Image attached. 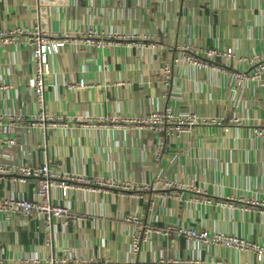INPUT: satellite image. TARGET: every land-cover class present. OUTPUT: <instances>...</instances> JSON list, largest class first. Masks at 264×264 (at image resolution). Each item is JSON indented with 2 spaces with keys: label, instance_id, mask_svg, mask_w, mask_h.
Wrapping results in <instances>:
<instances>
[{
  "label": "crops",
  "instance_id": "crops-1",
  "mask_svg": "<svg viewBox=\"0 0 264 264\" xmlns=\"http://www.w3.org/2000/svg\"><path fill=\"white\" fill-rule=\"evenodd\" d=\"M35 28L95 36L48 60L45 110L62 119L54 126L33 122L23 40L0 49V164L47 166L87 184L50 192L77 222L0 216V264H258L252 251L199 247L176 230L264 246V140L252 136L264 120V72L230 77H249L264 53V0H0V33ZM187 47L233 59L198 70L181 61ZM165 110L220 124L166 135L130 123ZM35 183L0 175V198L34 202Z\"/></svg>",
  "mask_w": 264,
  "mask_h": 264
},
{
  "label": "built area",
  "instance_id": "built-area-1",
  "mask_svg": "<svg viewBox=\"0 0 264 264\" xmlns=\"http://www.w3.org/2000/svg\"><path fill=\"white\" fill-rule=\"evenodd\" d=\"M95 33L88 31L80 37H71L68 35L53 36L44 31L38 30H16L11 32L0 33V49L7 46L17 45L20 43V38L23 40V45L29 53L30 62L33 71V80L30 85V90L34 97L38 113L33 118L34 123H38L40 126L48 124V126H54L56 123L62 121L61 118H53L48 115L45 110V90L47 78L49 76V58L58 55L61 50L67 45H76L78 43L82 46H92ZM97 46H99L97 44ZM188 52L187 55H182L181 61L196 67L198 70L213 69L212 64L217 58L233 59L226 53L218 50L199 51L190 47L185 48ZM253 69L251 75L245 76L242 74H232L231 79L241 84L247 80L258 81L261 73L264 72V53L259 57H253L249 62ZM170 72L165 69V74ZM79 87H82L80 84ZM18 118H11V126H16ZM130 123L144 125L149 129L160 128L166 135H185L195 126L220 124V121L214 122V120H199L193 115L173 113L171 110H165L164 112H153L148 117L141 120H130ZM233 123H236L234 121ZM252 136L256 140H264V120L254 125L252 129ZM7 145L12 148L13 142H8ZM157 151H161V147L157 148ZM15 173L23 180L27 178H34L35 183V197L34 202L3 197L0 198V216L5 218H29L38 217L45 225L50 226L53 221H58L62 225L68 223L77 222L80 218H77L65 207H61L52 204L50 199V192L52 188H60L62 195L65 196L68 189L72 185L69 183L87 184L86 181L81 179L68 178L65 176L59 177L50 171L47 166H41L39 168H30L25 165L19 166L15 171H12L9 167L0 164V175H9ZM60 179V180H59ZM55 181H59L55 183ZM159 184L163 185L164 189H170L174 184L172 182H164L159 179ZM257 203V202H256ZM255 203V204H256ZM264 206V202L257 203ZM133 222L137 223L135 219ZM177 234L187 240L193 242L199 247L208 245L220 246L226 249L237 250L240 252L252 251L255 254L256 262L258 264H264V246H253L245 243L237 237L224 236L221 234L210 235L206 231H196L194 229L178 228ZM152 233V230L147 228L142 235L136 236L133 240V247L137 250V245L141 240H145L148 234ZM45 264H63L62 262H56L55 260H49Z\"/></svg>",
  "mask_w": 264,
  "mask_h": 264
}]
</instances>
